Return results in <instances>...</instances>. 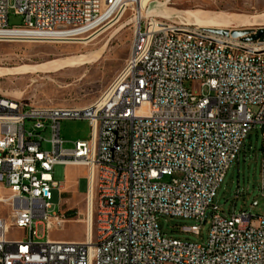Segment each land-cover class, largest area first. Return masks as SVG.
<instances>
[{
	"label": "built area",
	"instance_id": "1",
	"mask_svg": "<svg viewBox=\"0 0 264 264\" xmlns=\"http://www.w3.org/2000/svg\"><path fill=\"white\" fill-rule=\"evenodd\" d=\"M10 1L0 0V42L64 43L94 33L133 0ZM11 8L22 26H9ZM203 88L213 95L195 93ZM0 116L11 117V125H0V204L10 208L9 222L0 218V264H264V216L227 217L215 204L257 126L264 197V43L153 18L138 23L126 68L98 102L55 109L0 97ZM66 119L89 121L90 142L65 148L60 124ZM58 166L89 171L86 215L96 226L94 239L34 240L38 225L50 231L67 221L48 214ZM164 177L171 181L161 182ZM163 216L210 219L207 242L163 235ZM10 226L30 238L8 241ZM184 232L200 236L201 230Z\"/></svg>",
	"mask_w": 264,
	"mask_h": 264
},
{
	"label": "rangeland",
	"instance_id": "2",
	"mask_svg": "<svg viewBox=\"0 0 264 264\" xmlns=\"http://www.w3.org/2000/svg\"><path fill=\"white\" fill-rule=\"evenodd\" d=\"M151 1V2H150ZM133 0L125 7L126 12H116L114 20L117 22L105 30L97 39L88 45L64 43H30V42H0V68L11 69L23 66L43 64L48 61L64 59H85L94 52L105 50L100 61L84 67H73L52 74H28L6 76L0 78V97L15 102L28 104L40 108L79 109L86 108L107 93L126 68L132 43L134 40L137 19L144 27L145 22L157 19L177 24H190L187 12H202L212 16L231 18V16H247L264 14V0ZM144 3V4H143ZM14 0L10 5L14 6ZM119 17V18H116ZM116 18V19H115ZM120 19V20H118ZM8 23L10 27L22 26L23 18L15 8L9 10ZM126 28L119 33L121 27ZM223 29L207 28L215 31H226L223 39L244 42V37L233 38V32H257L259 27L241 26L235 23L222 26ZM264 28V27H262ZM107 42H109L107 44ZM5 73V71H4ZM188 91L194 90L190 81L184 82ZM208 96L207 88L195 92ZM213 95V93H210ZM29 129V126L27 127ZM62 139L66 142L65 148H73L76 142H90L92 128L87 120L66 119L60 124ZM49 132L42 133L49 139ZM43 149L49 151L50 144L44 143ZM262 166V131L257 126L251 130L237 160L228 170L224 182L218 190L215 204L219 206L224 216L239 215L246 212L253 217L264 216V197L261 195V168ZM78 182L80 199H76L61 206L59 191L52 190L50 204L52 208L48 214L62 215L67 221H61V227H52L45 230L44 225L35 228V241L50 239L55 242L84 241L88 218L86 215V192L88 187L89 171L85 167L76 168L73 173ZM67 176L65 167H56L54 179L64 181ZM170 177L161 179L169 183ZM8 196V192L3 193ZM65 193L61 201H65ZM62 202V203H63ZM257 202V206L253 203ZM68 209V210H66ZM10 208L0 204V218L9 222ZM94 219V218H93ZM158 224L163 235L189 242L204 245L207 242L210 219L204 223L194 220H183L173 217H159ZM197 225L200 227V236L184 232L185 228ZM30 238L29 233L16 227H9L6 239L8 241H25Z\"/></svg>",
	"mask_w": 264,
	"mask_h": 264
},
{
	"label": "bare ground",
	"instance_id": "3",
	"mask_svg": "<svg viewBox=\"0 0 264 264\" xmlns=\"http://www.w3.org/2000/svg\"><path fill=\"white\" fill-rule=\"evenodd\" d=\"M149 1L150 0H142V2H147V3ZM125 6H127V4H124L122 6L121 12H124V13L126 12V10L124 9ZM186 15H188V21L191 22V25L190 24H184V25L191 27V28H195L197 30L207 31L212 35H214L212 32L215 30H211L207 28L223 29L222 26L229 25L230 23H235L241 26H253V27H259V28L264 27V14L255 15L252 17L231 16V18H228V19L224 17L223 15L212 16L210 14L202 13V12H187ZM116 18H119V17H116ZM139 20H140V17H138L137 19L136 30L138 28ZM116 22L117 20L113 19L109 21L108 23L104 24L103 26H101L98 30H96L94 33L90 34L89 36H82L79 39H74L73 40L74 44L88 45L90 42L97 39V37L100 36L105 30H107L108 28H111ZM125 28L126 26L121 27L119 30V33L122 32ZM229 41H234V40H229ZM30 43H43V42H30ZM108 43L109 42H107V44ZM105 47L106 46H104L102 49L98 50L97 52H94L91 55L85 57V59H76V60H71V61L64 60V59H58V60L48 61L43 64L23 66L19 68H11V69L0 68V78L6 77V76L28 75V74H38V73L46 75V74H52V73H56L59 71H63V70L73 68V67H84L87 65H92L101 60ZM0 125H11V117L0 116ZM0 134H4V126H0ZM1 196H4V194L2 193ZM87 226L89 227H87L85 230L84 241H88L96 237V226H90L89 218H88Z\"/></svg>",
	"mask_w": 264,
	"mask_h": 264
},
{
	"label": "crops",
	"instance_id": "4",
	"mask_svg": "<svg viewBox=\"0 0 264 264\" xmlns=\"http://www.w3.org/2000/svg\"><path fill=\"white\" fill-rule=\"evenodd\" d=\"M58 167H63V166H58ZM76 168H81V167H79V166H66L65 170H66L67 176L65 177V180L62 182L56 181L54 179V174H53L54 181L59 184V188L57 190L59 191L61 206L64 203H67V202L81 198L79 193H78V182L75 179L74 175L72 174ZM54 173H55V169H54ZM64 193H65L66 199L63 202V201H61V196ZM66 210H68V209H66Z\"/></svg>",
	"mask_w": 264,
	"mask_h": 264
},
{
	"label": "water",
	"instance_id": "5",
	"mask_svg": "<svg viewBox=\"0 0 264 264\" xmlns=\"http://www.w3.org/2000/svg\"><path fill=\"white\" fill-rule=\"evenodd\" d=\"M213 34H217V35H223V36H227V32L226 31H213ZM245 36V37H244ZM232 37L233 38H238V37H244V41L248 42V43H256V42H260V43H264V28H259L257 30V32H233L232 33Z\"/></svg>",
	"mask_w": 264,
	"mask_h": 264
}]
</instances>
